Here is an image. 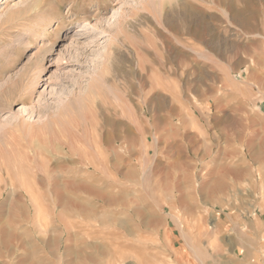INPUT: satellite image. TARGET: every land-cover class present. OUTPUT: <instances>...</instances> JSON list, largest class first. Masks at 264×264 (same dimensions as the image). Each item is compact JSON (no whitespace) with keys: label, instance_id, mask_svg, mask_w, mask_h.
<instances>
[{"label":"rangeland","instance_id":"rangeland-1","mask_svg":"<svg viewBox=\"0 0 264 264\" xmlns=\"http://www.w3.org/2000/svg\"><path fill=\"white\" fill-rule=\"evenodd\" d=\"M0 264H264V0H0Z\"/></svg>","mask_w":264,"mask_h":264},{"label":"bare ground","instance_id":"bare-ground-1","mask_svg":"<svg viewBox=\"0 0 264 264\" xmlns=\"http://www.w3.org/2000/svg\"><path fill=\"white\" fill-rule=\"evenodd\" d=\"M34 2H35V0H34ZM92 171H91V173L89 174V175H86V179H83V180H90V179H97V178H101L102 176H104L105 175V173H103V171L104 170H100L99 168H97V167H95V166H93L92 167V169H91ZM90 172V169L87 167L86 168V171L85 172ZM103 181V179H99L98 180V182H102ZM12 185V184H11ZM10 185V186H11ZM34 186V185H33ZM22 188H24V185H23V187ZM28 190V189H27ZM30 192V191H29ZM32 194V193H31ZM29 197H30V195H29ZM62 197V196H61ZM59 199V198H58ZM37 199H35V201H36ZM32 203V202H31ZM34 204V203H33ZM41 217V216H40ZM38 219H39V217H38ZM43 222V221H42ZM117 224V223H116ZM40 225V224H39ZM44 249V248H43ZM8 257V256H7Z\"/></svg>","mask_w":264,"mask_h":264}]
</instances>
